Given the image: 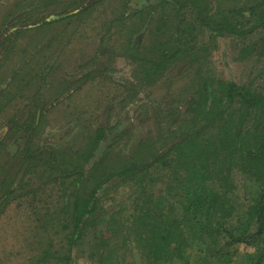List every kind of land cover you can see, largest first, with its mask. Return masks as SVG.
<instances>
[{
	"label": "trees",
	"instance_id": "16d2710c",
	"mask_svg": "<svg viewBox=\"0 0 264 264\" xmlns=\"http://www.w3.org/2000/svg\"><path fill=\"white\" fill-rule=\"evenodd\" d=\"M98 1L77 5L75 14ZM130 1L132 8L141 5L137 13L151 17L158 34H167L154 40L157 55L142 60L137 87L151 90L181 61L197 70L190 78L185 120L162 124L158 136L144 138L123 156L115 138L126 122L104 123L86 156L53 164L44 185L52 188L55 204L45 207L43 228L59 223L62 238L57 251L54 237L49 239L43 258L71 264L76 248L87 242L101 257L111 253L121 234L120 216L103 202L109 189L123 182L133 187L135 264H189L195 251L196 264H264V0ZM57 22L52 16L41 25ZM202 33L217 49L222 38L240 39L239 59H254L256 67L245 83L204 73L209 47L195 46ZM111 152L122 161H111Z\"/></svg>",
	"mask_w": 264,
	"mask_h": 264
},
{
	"label": "rangeland",
	"instance_id": "374dc122",
	"mask_svg": "<svg viewBox=\"0 0 264 264\" xmlns=\"http://www.w3.org/2000/svg\"><path fill=\"white\" fill-rule=\"evenodd\" d=\"M86 1L29 0L31 14L37 15L35 21H17L23 25L21 33L18 37L11 34L9 46L4 42L0 48V89L9 90L8 95L0 96V132L6 130L0 141V200L9 202L0 208V264H54L43 258V252L53 237V250H59L62 235L58 232L62 230L55 221L43 228L45 207L55 204V197L49 193L53 190L44 182L52 165L61 159L71 163L86 156L100 125H112L121 118L126 122L115 138L121 148L117 153L123 156L144 138L158 136L162 124L173 126L180 118L176 123L180 125L185 120L182 115L195 67L181 61L151 90L137 87L142 60L155 57L156 36L164 40L167 35L156 32L151 17L137 13L143 10L141 5L136 11L130 0H99L72 18L41 25L46 18L59 19L78 11L77 5ZM15 2L0 0V24L9 22L5 16ZM23 12L28 13L26 8ZM20 14L23 16L22 11ZM36 24L40 26L26 27ZM198 36L195 46L209 47L204 73L245 83L256 70L254 59H239L240 39L222 38L217 49L208 33ZM140 41L143 45L138 53ZM94 69L97 73L86 77ZM168 107L178 117L164 111ZM99 151L96 154L101 157L103 152ZM109 159L122 161L115 152ZM241 179L236 178L239 187H243ZM132 192L131 184L121 182L105 196L104 205L120 216L116 220L121 234L111 253L108 250L107 256L101 257L100 251L87 242L76 248L71 264H135L132 250L139 237L135 234ZM145 255L141 253L142 259ZM195 255L196 251L189 264H196Z\"/></svg>",
	"mask_w": 264,
	"mask_h": 264
},
{
	"label": "flooded vegetation",
	"instance_id": "af4514ba",
	"mask_svg": "<svg viewBox=\"0 0 264 264\" xmlns=\"http://www.w3.org/2000/svg\"><path fill=\"white\" fill-rule=\"evenodd\" d=\"M29 0H16V2H15V4L13 5V8L11 9V10H9V12H8V14L7 15H11V16H13V15H16L15 17H18V19H16L14 22H12V23H10L11 22V20L13 19V18H15V17H13L11 20H9L8 18H7V15L5 16V18L9 21V22H7L6 24H0V48H4L3 47V43L4 42H6L5 43V45H8L9 46V43L11 42L10 41V38L12 37L11 36V34H13L14 33V37H18L19 35H18V33H21V32H19V30H21L23 27V25H19V24H17V21H20V19H21V21L24 23V20L22 19V18H24L25 20H27L28 19V21H31V22H34L35 20H34V18H35V16H37V15H33V14H31L32 13V10H30L29 8H28V6H29ZM97 3V2H96ZM95 3V4H96ZM27 9V11H28V13L26 14V13H24L23 12V10L24 9ZM133 9L134 10H136V11H139L140 10V4H139V6H138V8L136 7V5L133 7ZM76 10V9H75ZM75 10H73L72 12H74V13H76V11ZM81 10H83L82 8H81ZM22 11V13H23V16H21V14H20V12ZM72 12H70V13H68V14H66L65 13V15L64 16H61L60 18H59V20L60 21H62V20H64L65 18H67V19H69V18H72L73 17V15H76V14H74V13H72ZM71 16V17H70ZM37 21V20H36ZM37 23H39L38 21H37ZM34 24V23H33ZM40 25L39 24H36V25H28V26H26L27 28H34V27H39ZM1 29H2V31H1ZM4 32H6V34H4ZM8 41H10V42H8ZM17 71H19V70H17ZM16 71V72H17ZM24 72H25V69H22L21 70V74H24ZM8 91L9 90H5L4 88H2V89H0V96H5V95H8ZM121 124V123H120ZM5 131L6 130H4L1 134H0V141H2V137L5 135ZM2 135V136H1ZM100 149V148H99ZM103 151V150H102ZM101 151V152H102ZM4 198L3 199H1L0 200V208L1 207H4V206H7L8 204H9V202H7V203H5L4 202ZM0 215H1V213H0Z\"/></svg>",
	"mask_w": 264,
	"mask_h": 264
},
{
	"label": "water",
	"instance_id": "95a60500",
	"mask_svg": "<svg viewBox=\"0 0 264 264\" xmlns=\"http://www.w3.org/2000/svg\"><path fill=\"white\" fill-rule=\"evenodd\" d=\"M107 145V143H103L102 145H101V147H100V151H102V149L105 147ZM99 151V152H100Z\"/></svg>",
	"mask_w": 264,
	"mask_h": 264
}]
</instances>
